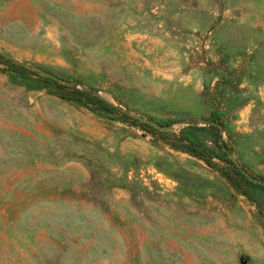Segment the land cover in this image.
I'll return each mask as SVG.
<instances>
[{
	"label": "rangeland",
	"instance_id": "374dc122",
	"mask_svg": "<svg viewBox=\"0 0 264 264\" xmlns=\"http://www.w3.org/2000/svg\"><path fill=\"white\" fill-rule=\"evenodd\" d=\"M0 52L66 82L0 61V264H264L262 193L133 123L237 94L264 181V0H0Z\"/></svg>",
	"mask_w": 264,
	"mask_h": 264
},
{
	"label": "trees",
	"instance_id": "16d2710c",
	"mask_svg": "<svg viewBox=\"0 0 264 264\" xmlns=\"http://www.w3.org/2000/svg\"><path fill=\"white\" fill-rule=\"evenodd\" d=\"M0 61L15 65L13 59L6 57L0 52ZM20 65L18 62L16 63ZM24 67V66H22ZM217 87L212 91L203 93L205 99L202 103L207 109V115L203 116L197 121H190L191 125H185L179 128L178 133L174 135L171 130L160 131L161 138L167 140L168 143L174 148L186 152L188 155L208 162L213 166L223 178L227 179L235 188L243 190L246 196H249L251 200L254 197L255 191H260L264 198V186L255 184L251 181L250 177L242 166H238L235 161L230 157L231 145L228 141L223 140L222 131L226 129L228 119L233 111L236 110L245 99L239 98L237 94L228 95L225 98H220L219 94H216ZM106 105V104H105ZM107 106V105H106ZM108 108L118 110L116 106H107ZM134 124L149 130H156L157 128L148 123H142L134 120ZM172 122L159 123L162 127L171 125ZM160 130V129H159ZM173 136L171 139H168Z\"/></svg>",
	"mask_w": 264,
	"mask_h": 264
},
{
	"label": "water",
	"instance_id": "95a60500",
	"mask_svg": "<svg viewBox=\"0 0 264 264\" xmlns=\"http://www.w3.org/2000/svg\"><path fill=\"white\" fill-rule=\"evenodd\" d=\"M15 61V60H14ZM16 63L18 62L20 65L24 66V67H27V68H30L31 71L33 72H36V73H39L41 74L42 76H45L47 78H53V79H56V80H59V81H62L64 83H66L65 81H63L60 77L52 74V73H47L45 71H42L41 69L37 68V67H34V66H31L29 63H26V62H22V61H15ZM71 84V83H69ZM140 121L142 123H148V124H151L153 126H155L157 129H160V130H170L172 128V126H167V127H162L160 126L158 123H156V121L154 120H151V119H148V118H144V119H140ZM244 172H246V174H248V176L250 177L251 181H253L255 184H259V185H262L264 186V181L261 180V179H258V178H255L253 177L250 172H247L246 170H244Z\"/></svg>",
	"mask_w": 264,
	"mask_h": 264
}]
</instances>
